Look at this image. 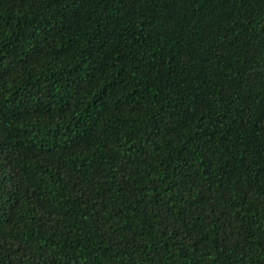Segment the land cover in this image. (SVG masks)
Here are the masks:
<instances>
[{
    "label": "trees",
    "instance_id": "obj_1",
    "mask_svg": "<svg viewBox=\"0 0 264 264\" xmlns=\"http://www.w3.org/2000/svg\"><path fill=\"white\" fill-rule=\"evenodd\" d=\"M0 264H264V0H0Z\"/></svg>",
    "mask_w": 264,
    "mask_h": 264
}]
</instances>
